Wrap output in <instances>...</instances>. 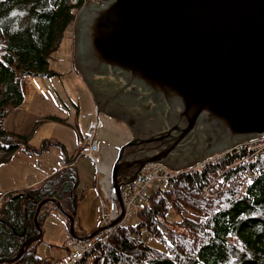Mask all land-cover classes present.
<instances>
[{
	"label": "water",
	"instance_id": "1",
	"mask_svg": "<svg viewBox=\"0 0 264 264\" xmlns=\"http://www.w3.org/2000/svg\"><path fill=\"white\" fill-rule=\"evenodd\" d=\"M76 21V60L97 96L173 122L121 148L113 167L119 219L122 188L146 164L203 161L264 134V0H109L85 5ZM136 145L143 152L125 158L132 146L138 154ZM47 203L70 217L77 235L75 218L46 198L36 210L38 234L0 264L40 239L38 215Z\"/></svg>",
	"mask_w": 264,
	"mask_h": 264
},
{
	"label": "trees",
	"instance_id": "2",
	"mask_svg": "<svg viewBox=\"0 0 264 264\" xmlns=\"http://www.w3.org/2000/svg\"><path fill=\"white\" fill-rule=\"evenodd\" d=\"M71 8L70 0H0V164L19 150L38 154L52 146L64 150L62 144L48 139L35 148L29 143L35 124L28 133H19L5 127L4 120L24 100L23 78L61 74L50 68L49 59L75 20ZM259 149L250 145L235 149L194 174L181 173L152 189L148 201L137 210V223L128 221L118 227L107 242L98 243L72 264H264V147L256 152ZM63 156L68 166L38 188L2 194L0 260L16 257L25 240L38 234L36 210L44 199L55 198L66 213L76 217L81 200L78 170L75 157ZM247 156L256 161L245 162ZM239 160L225 171L221 196L206 198L201 191L210 177ZM254 168L261 171L258 176L242 178ZM54 211L70 231L69 218L53 203L48 208L44 204L38 215L43 231ZM171 211L176 214L172 220L168 217ZM42 242L44 233L25 247L20 258L3 264H55L70 254L65 240L59 245L65 248L64 255L41 256L38 246Z\"/></svg>",
	"mask_w": 264,
	"mask_h": 264
},
{
	"label": "crops",
	"instance_id": "3",
	"mask_svg": "<svg viewBox=\"0 0 264 264\" xmlns=\"http://www.w3.org/2000/svg\"><path fill=\"white\" fill-rule=\"evenodd\" d=\"M71 25L74 26L73 23ZM74 34L75 27L73 29V35ZM73 43L74 46L71 50V54L73 57L71 67H73L75 62L76 64H78L76 60L75 35ZM58 71L61 73L60 75H62V73L64 72L61 70ZM63 75H65V73ZM80 79L86 80V77H80ZM82 85L85 84L83 83ZM88 87L89 88L86 89H88L89 95L91 96L90 106L86 107V109H81L80 105H82V97L78 93H75L70 89L69 92L71 96L68 97L73 103L74 109L66 103H64V106L62 108L57 107L56 109H54L48 107V110L46 111V116H56L64 121L61 122L57 119L45 120L42 123L39 121L38 128L36 129L35 133H33L30 137L29 143L35 148H39L42 142L48 139L52 142L62 144L64 150L59 146H52L47 152H45L46 154L43 153L45 155L44 158H42V156H38V153L19 150L17 153H15V156L18 153H21L25 157L24 160H21V173L18 174L9 171V168L5 169L4 171L0 170V192L5 194L12 191H21L24 189L38 188L47 177H49L56 171L67 167L65 166V164H67V162L65 161L66 157L63 156V153H65L66 156L69 158L75 157L74 166L77 168L79 175V185L77 189L79 190V186L80 184H82L84 178L85 182H87L84 191H78L81 195V200L77 209V215L75 217V232L77 231L78 234L82 232L96 231L100 229L104 212H108L110 215L114 216L119 211H121V206L115 192L113 180V167L117 160L115 163L113 161L116 158L115 156H117L119 147L128 140V137H131L133 139V137L136 135L134 127L129 124V122L125 118L118 116V113H113L109 111V107L106 105V98L97 96L96 91L89 84ZM113 109H117L119 111L121 110L120 108ZM96 112L99 115L100 121L98 137H102L104 140L108 139L102 136L101 134H103V130L107 127V124H115L116 120L124 124L122 132L111 133L112 137L117 138V140H108L110 144L107 150L109 151L106 152H109V155L107 156L111 158V161H103L99 152V165L92 162L86 156L78 154L79 138L82 135L83 130L88 127L89 121L92 119ZM84 114H87V116L84 117ZM33 155H35V157H33ZM52 156H54V158H52ZM11 158L8 161L0 164V168L3 165H8L13 159ZM38 159L41 160V165L39 164V166H37ZM26 167L28 168V170L26 169ZM82 168L85 170V172L89 171L88 177L84 173ZM123 177L124 174H121L119 177L121 178L120 180H124ZM125 187L126 185L122 188V190H124ZM47 205L50 206V203L45 204V207ZM55 212L56 211H54L50 216L54 217V215H59L55 214ZM136 212L137 211L134 212V215L136 214ZM55 217L56 218L53 219H57L58 226H60L59 235L61 237L65 235L64 241L58 243L57 241L52 239V234L48 233L47 229H44L43 233L44 237L47 236V238L45 239V243L57 248V251H61L62 248L63 250H65V248H61L59 247V245L64 244L67 236L69 234H72L71 227L69 231L68 227L64 223V219L58 216ZM68 218L70 222V217Z\"/></svg>",
	"mask_w": 264,
	"mask_h": 264
},
{
	"label": "rangeland",
	"instance_id": "4",
	"mask_svg": "<svg viewBox=\"0 0 264 264\" xmlns=\"http://www.w3.org/2000/svg\"><path fill=\"white\" fill-rule=\"evenodd\" d=\"M103 1H106V3H104L105 5H107V3L109 2V0H99V2H103ZM89 3H95V4L100 5V6H102L101 4H103V3L100 4L98 2L90 1V0H87L86 2H84V5L78 10V12H77L78 14L76 15L77 17L73 21L74 26L69 25V27L67 29V36H66L64 42L54 52V57L49 59L50 68L57 70V71L58 70L64 71L62 73V75H55L53 77L26 76L25 78H23L21 81V87H22V92L24 95V100L4 120L5 121L4 122L5 127L9 128V129L16 130V131L21 132V133H26L30 130L31 125L35 124V129H34V133H35L36 129L39 126V124H38L39 121L42 123L45 120H52V118L49 115L46 116L47 115L46 111L48 110V107H51L54 109H56L57 107L62 108L64 106V103H66L67 105H69L71 108L74 109V105L71 102L70 98L68 97V96H71L70 92H69L70 89L73 92L78 93L82 97V105H80L81 109H86V107L91 105V96L89 95L88 89H86V88H89L88 84L90 86H91V84L89 83L87 78H86V80L80 79V77H82V78L85 77L84 69L82 67H80L79 64H76V62L74 63L73 67H71V63H72V59H73L72 54H71V50H72V47L74 46V43H73L74 42V35H75V41H76V31H77V27H78V23L76 20H77L79 14L81 12V9ZM74 27H75V34L73 35ZM64 73H65V75H63ZM83 83L85 85H82ZM85 86H87V87H85ZM113 105H115V104H112L111 106H113ZM139 118H140V121L143 119L142 116H139ZM58 121L62 122L64 120H58ZM129 124H130V122H129ZM165 125H166V122L163 119H161V122L159 121V123H156V124L153 123L152 126H149L147 129H142L141 132L139 133V135H137V136H142V137L143 136H151L154 133H156L157 131L159 132L160 128H161V130L164 129ZM123 127H124V124L120 123L116 120L115 124H111V125L107 124V127L103 130V134H101V135L106 137L110 141L111 140H117V138L112 137L111 133L122 132ZM70 131H71V127H70ZM99 138L101 140L100 141L101 142L100 155H101L103 161H105V160L111 161V158H109L107 156V155H109V152H106V151H109V150H107V148L109 147L110 142L108 140H104L102 137H99ZM131 140H132V138L128 137V140L126 142H124L119 147L118 152H117V156H115L116 158L113 161L114 163L116 162V160L119 156L121 148ZM133 146L126 149V151L124 153L125 158L127 157V158L131 159L132 153L135 154L136 151H135V149H133ZM142 147H143L142 145H136L135 148L138 152L137 155H140L143 152L144 149H142ZM133 151H135V152H133ZM178 153H183V154L186 153L187 154V152H183V151H180ZM44 154H46V153H44ZM44 154L41 153V154H38V156H42V158H44L45 157ZM216 154H221V153H216ZM214 155H212V156H214ZM14 156H15V154H14ZM212 156H210V157H212ZM33 157H35V155H33ZM24 158L25 157L23 154L18 153L8 165H3L0 168V170L4 171L5 169L9 168L8 169L9 171L20 174L21 170H22V161L21 160H24ZM52 158H54V156H52ZM218 159H219V155L216 157L215 161H212V162H217ZM197 160H198L197 158L191 157L190 160L185 161V162H179L177 164H176V162H172L173 165H171V166L174 167L173 169L181 171V170H185L186 168L191 166V164H196L198 162H201V160H198V161ZM40 163H41V160L38 159L37 160V166H39ZM81 163H82V161H81ZM179 167H182V168H179ZM26 169L28 170L27 167H26ZM82 170L84 171V173L88 177L89 171L85 172V170L83 168H82ZM113 173H114V171H113ZM179 174H181V173H179ZM179 174H176V175H179ZM86 184H87V182H85V178H84L82 181V184H80V186H79L80 192L84 191ZM2 194L3 193L0 192V199L2 197ZM48 206L49 205H47L45 208H48ZM55 214H57V213H55ZM55 216L60 217L59 215H54V217H52V216L48 217L47 221L44 224V229H47V232L52 234V239H54L55 241L60 243V242L64 241L65 235L62 237L59 235L60 226H58V220L53 219V218H56ZM168 217L171 220L174 219L176 217L175 212H173V211L169 212ZM137 219H138V212L129 219V223L135 224L138 222ZM46 238H47V236H45V239ZM151 242L153 245H157V243L154 240H151ZM57 250H58L57 248H55L52 245H49L45 242H42L40 244V246L38 247V253L41 254V256L46 255V256H49L50 258L59 257V256L64 255L66 253V251L63 250V248L61 249V251H57Z\"/></svg>",
	"mask_w": 264,
	"mask_h": 264
},
{
	"label": "built area",
	"instance_id": "5",
	"mask_svg": "<svg viewBox=\"0 0 264 264\" xmlns=\"http://www.w3.org/2000/svg\"><path fill=\"white\" fill-rule=\"evenodd\" d=\"M87 0H70L72 5L71 13L75 16L78 14V10L84 5V2ZM95 1L104 6L106 1L99 2V0H90ZM77 17V16H76ZM84 117L87 114L83 115ZM100 126L99 115L96 112L92 119L89 121V125L86 129L83 130L82 135L79 138L78 145L79 150L78 154L84 155L89 158L92 162L99 165L100 164V146L101 142L98 137V129ZM252 144V145H251ZM250 145L251 148H263L264 147V134L256 139L247 140L242 143L237 144L236 146L228 149L226 152L221 154H216L212 157H209L206 160L187 166L185 170L178 171L173 169L162 162H151L145 165L143 170L137 175V177L129 184L126 185L124 190H122L123 205H124V215L121 219V212L119 211L116 215L112 216L108 212H104L102 216L101 228L96 231L82 232L74 236L69 234L66 238V245L70 248L69 256L63 261H56L55 264H72L83 257L85 252L89 251L95 247L98 243H105L109 240L110 236L114 231L126 224L129 219L133 216L134 212L139 210L142 204L148 201L150 197L151 190L161 186L166 182L175 178L179 173H191L194 174L197 171L206 167L209 162L215 161L216 157L219 155L223 156L228 153H231L233 150H241L243 147ZM256 150V152H260ZM244 161L255 162L256 157L247 156L244 158ZM241 163V160L237 161L234 165L231 164L226 167L225 170H220L217 175L210 177V182L206 183L202 187L201 193L210 199H216L221 196V187L220 184L225 182L226 173L225 171L231 169L232 166H236ZM68 166V164H65ZM260 170L254 168L253 171L243 174L242 178L250 180L260 174ZM227 183H224V186L227 187ZM245 189V186L242 190ZM239 198V197H238ZM118 220V221H117ZM96 232L95 234H93Z\"/></svg>",
	"mask_w": 264,
	"mask_h": 264
},
{
	"label": "flooded vegetation",
	"instance_id": "6",
	"mask_svg": "<svg viewBox=\"0 0 264 264\" xmlns=\"http://www.w3.org/2000/svg\"><path fill=\"white\" fill-rule=\"evenodd\" d=\"M99 94H100L99 95L100 97H105L103 93L99 92ZM112 104H115V105L113 106L107 105L109 107V111L115 113L117 109H113V108H121V111L123 112L118 113V114H120L121 117H125L127 120H129L130 123H132V126L134 127L136 135L137 134L139 135L142 129H147L149 126H152L153 124L152 118L147 116L144 112H142L138 108L132 105H129L128 103H125L121 100L114 101ZM139 116H142L143 118L141 121H140ZM136 156H137L136 152L135 154L132 153L131 158L136 157Z\"/></svg>",
	"mask_w": 264,
	"mask_h": 264
},
{
	"label": "bare ground",
	"instance_id": "7",
	"mask_svg": "<svg viewBox=\"0 0 264 264\" xmlns=\"http://www.w3.org/2000/svg\"><path fill=\"white\" fill-rule=\"evenodd\" d=\"M164 121L166 122V127H168V128H169L170 126H172V124H173V122L171 121V119L168 118V117H167L166 120H164ZM152 122H153L154 124L157 123L156 120H155L154 118H152ZM114 232H115V231H114ZM112 235H113V234H112ZM112 235H111V236H112ZM111 236H110V238H111ZM110 238H109V239H110ZM93 248H94V247H93ZM93 248H92V249H93ZM90 250H91V249H90ZM90 250H89V251H90ZM89 251L85 252V254L88 253ZM85 254L83 255V257L85 256ZM83 257H82V258H83ZM82 258H81V259H82Z\"/></svg>",
	"mask_w": 264,
	"mask_h": 264
}]
</instances>
